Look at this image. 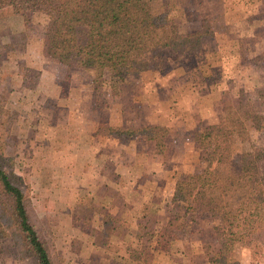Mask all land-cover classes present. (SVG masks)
I'll return each mask as SVG.
<instances>
[{
  "label": "rangeland",
  "instance_id": "1",
  "mask_svg": "<svg viewBox=\"0 0 264 264\" xmlns=\"http://www.w3.org/2000/svg\"><path fill=\"white\" fill-rule=\"evenodd\" d=\"M150 1L162 33H190L206 20L211 35L196 51L152 52L145 71L108 70L100 86L78 58L63 65L46 56L47 38L57 33L47 16L0 15V125L62 264H134L130 249L142 246L150 264H210L204 244L215 243V220L200 209L168 226L167 202L177 180L206 167L195 144L203 127L229 131L224 109L240 100L264 114V0ZM74 34L84 40L82 29ZM148 125L168 129L164 153L137 134L95 135L100 126ZM234 139L231 164L217 168L221 177L237 169L243 151L264 146V132ZM144 215L153 237L137 240ZM232 257L264 264V249L253 259L238 244ZM0 264L36 262L7 237Z\"/></svg>",
  "mask_w": 264,
  "mask_h": 264
},
{
  "label": "trees",
  "instance_id": "2",
  "mask_svg": "<svg viewBox=\"0 0 264 264\" xmlns=\"http://www.w3.org/2000/svg\"><path fill=\"white\" fill-rule=\"evenodd\" d=\"M26 13L43 14L49 24L57 27V35L47 38L46 56L63 65L78 58L82 66L93 70L97 86L108 70L145 71L152 52L196 51L201 40L212 33L206 20L200 29L190 33H162L150 0H0V15ZM77 29L85 32L82 42L75 37ZM224 114L229 131L211 124L196 134L195 144L203 151L206 167L175 182L166 210L168 226H174L182 217L205 209L216 222L212 228L215 243L204 244L208 262L239 264L232 257L236 245L248 248L253 259L264 249V173L260 165L264 146L243 151L237 169L224 177L217 168L231 164L235 137L245 142L249 132H264V114L253 103L242 100L226 107ZM97 131L96 136L101 131L103 136L137 134L156 153L166 150L168 129L163 126L135 130L100 126ZM12 141L0 125V253L2 241L9 237L17 252L34 259L36 264H62L33 210L28 185L15 171ZM144 237H153L145 215L137 223L135 238ZM130 257L134 264H150L152 259L145 246L130 249Z\"/></svg>",
  "mask_w": 264,
  "mask_h": 264
}]
</instances>
